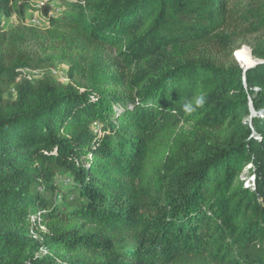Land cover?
Segmentation results:
<instances>
[{
	"label": "trees",
	"instance_id": "1",
	"mask_svg": "<svg viewBox=\"0 0 264 264\" xmlns=\"http://www.w3.org/2000/svg\"><path fill=\"white\" fill-rule=\"evenodd\" d=\"M69 1L0 29V264H264V0Z\"/></svg>",
	"mask_w": 264,
	"mask_h": 264
},
{
	"label": "rangeland",
	"instance_id": "2",
	"mask_svg": "<svg viewBox=\"0 0 264 264\" xmlns=\"http://www.w3.org/2000/svg\"><path fill=\"white\" fill-rule=\"evenodd\" d=\"M44 2L45 0H32L30 7L26 10L23 16L17 15L14 12L13 13L4 12L0 14V29L2 28L1 29L2 31H9L17 26H30L39 29H46L50 27L51 16H61L65 14L67 10H69V3H70L69 0H50V2L52 3V9L49 15H46L41 8ZM25 46L30 50L41 49V45L39 44V42H37L36 39L30 37L29 35H27L25 38ZM47 47L49 50V46ZM252 52H253V48L251 45H243L241 49L234 52V58L242 67L246 68L247 66H249L251 68V66L253 67L259 62L255 58H253ZM171 58H172L171 50L168 49L165 52L157 53L154 56L153 60L147 64V66L152 70L157 71L158 69L163 68V66L169 63ZM18 71L20 72V79L39 80L43 78L45 75H49L57 82H61L65 84L70 82L71 79L70 76L74 74V72H72L71 70V65L68 62H55V63H51L50 65H42L39 69L23 68V69H19ZM6 97L11 100L15 99L16 98L15 90L12 88L7 93ZM251 111L254 115L255 112L253 110V107L251 108ZM263 112L264 111H261V113ZM96 128H98V126H95V129ZM245 173H247V169L244 170V174L242 176L243 179H246V176H244ZM64 181L65 180L62 179L63 188L69 189V187L64 184ZM253 181L254 179L252 177L247 178L245 180V185L247 186L251 184L253 185Z\"/></svg>",
	"mask_w": 264,
	"mask_h": 264
},
{
	"label": "clouds",
	"instance_id": "3",
	"mask_svg": "<svg viewBox=\"0 0 264 264\" xmlns=\"http://www.w3.org/2000/svg\"><path fill=\"white\" fill-rule=\"evenodd\" d=\"M206 104V95L203 93L194 95L192 98L187 99L182 104V109L186 114H191L198 108H203Z\"/></svg>",
	"mask_w": 264,
	"mask_h": 264
},
{
	"label": "built area",
	"instance_id": "4",
	"mask_svg": "<svg viewBox=\"0 0 264 264\" xmlns=\"http://www.w3.org/2000/svg\"><path fill=\"white\" fill-rule=\"evenodd\" d=\"M56 73H57V71H56ZM64 180H65V181H64V184H65V185L69 186V185L71 184V178H70V177L66 176V177L64 178ZM42 228L45 229L43 226H42ZM31 234L34 235V234H35V231L32 230V231H31Z\"/></svg>",
	"mask_w": 264,
	"mask_h": 264
},
{
	"label": "water",
	"instance_id": "5",
	"mask_svg": "<svg viewBox=\"0 0 264 264\" xmlns=\"http://www.w3.org/2000/svg\"><path fill=\"white\" fill-rule=\"evenodd\" d=\"M252 67V66H251ZM250 68L249 66L246 67V69Z\"/></svg>",
	"mask_w": 264,
	"mask_h": 264
}]
</instances>
